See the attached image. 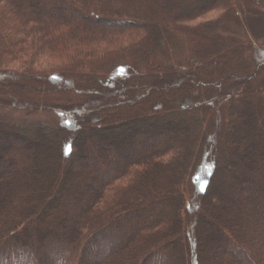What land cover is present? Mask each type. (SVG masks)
<instances>
[{"label":"trees","instance_id":"trees-1","mask_svg":"<svg viewBox=\"0 0 264 264\" xmlns=\"http://www.w3.org/2000/svg\"><path fill=\"white\" fill-rule=\"evenodd\" d=\"M174 1L0 0V105L67 116L0 120V264H264L253 0Z\"/></svg>","mask_w":264,"mask_h":264},{"label":"rangeland","instance_id":"rangeland-1","mask_svg":"<svg viewBox=\"0 0 264 264\" xmlns=\"http://www.w3.org/2000/svg\"><path fill=\"white\" fill-rule=\"evenodd\" d=\"M176 2V4H178L179 6L181 5L182 0H176L174 1ZM239 7H236L235 10V14L237 16H239V21L235 24L232 23L230 26L227 25V27H229V29L227 28L226 31V37H232L233 39L236 38L237 40H239L240 42H252V44L257 45L260 49H264V0H253V2L250 3V5H248V8H246V6L244 5V7L246 8V11H244L243 6L238 5ZM222 10H220V8L214 9L212 11L209 12V14H207L205 16L204 19H210V18H217L222 14ZM74 16H78V14H74ZM201 21V20H200ZM227 38H222L221 40L224 43H228V46H230L229 44H232V41L229 43V40H226ZM212 40V39H211ZM236 41V40H235ZM206 46L209 44H205ZM39 64L38 65H45L46 68L48 67H52L54 65V62L56 60H54V58H49L47 55H45L44 58H41V60H39ZM236 61V58H235ZM237 62V61H236ZM257 71L256 69H254L252 66L247 65V67H245L244 69H240L237 67H234L231 69V76H239L237 77L238 80H240L241 82L244 81H248L247 78H252V80H256L260 77H258V75H261L264 73V69H262L260 71V73L256 74ZM241 75V76H240ZM256 88H258V86L256 85V87L254 88L255 90H257ZM256 92V91H254ZM33 93V92H32ZM31 94V93H30ZM29 94V95H30ZM127 93L123 92L119 94V97H123L126 96ZM88 108L87 107H84ZM82 111L81 114H83L85 111H87L86 109ZM111 110V109H110ZM110 110H101L100 112H95L94 115L95 117H98L100 114H102L103 112H107ZM82 118V116H78L75 120V122H78L80 119ZM0 120L1 121H5L9 124H13V125H24V124H33V123H37V124H41L44 127H46L47 129H49V131H53V130H57L58 128H60L66 121H67V116L60 114L58 112L55 111H38L36 113H29V111L24 110L23 108H18V107H12L9 105H0ZM66 162V160H65ZM66 164V163H65ZM80 166V165H79ZM96 187H97V183H93ZM240 193H238L237 191L234 192V197L236 198V200L240 201L239 196ZM63 217V215H61V218ZM244 220V223H246V219H248L247 217H242ZM116 230H119V228H117ZM263 238L260 239V244L262 241H264V234L262 236ZM216 241H213L212 244H209V250L213 251L215 250V245Z\"/></svg>","mask_w":264,"mask_h":264}]
</instances>
